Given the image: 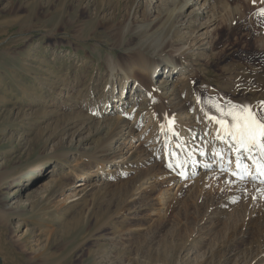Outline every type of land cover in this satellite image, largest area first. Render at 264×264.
<instances>
[{
	"label": "rangeland",
	"instance_id": "1",
	"mask_svg": "<svg viewBox=\"0 0 264 264\" xmlns=\"http://www.w3.org/2000/svg\"><path fill=\"white\" fill-rule=\"evenodd\" d=\"M154 1L0 0V264H264V186L230 178V165L205 176L184 174L180 164L168 170L148 111L128 118L129 137L126 130L113 139L95 115L113 94L105 56L125 52L117 32L149 21L152 38L187 53L181 84L192 93L181 95L182 106L199 130L221 127L211 117L231 124L223 113L243 106L264 116V0H212L206 15L186 21L190 4L178 19L186 30L173 14L160 18ZM127 88L129 102L135 88ZM201 138L187 145L203 151ZM111 148L119 155L106 157Z\"/></svg>",
	"mask_w": 264,
	"mask_h": 264
},
{
	"label": "bare ground",
	"instance_id": "2",
	"mask_svg": "<svg viewBox=\"0 0 264 264\" xmlns=\"http://www.w3.org/2000/svg\"><path fill=\"white\" fill-rule=\"evenodd\" d=\"M154 2H158L157 7L159 11L157 13L159 14L160 18L167 17V15L169 16L170 14H173V16L175 17L173 24H181L180 28L182 29L180 30H186V27H184L186 24L180 23L178 21L186 6L195 4V6L191 7L185 13H188L185 17L186 21H193L196 19L195 17L198 14L206 15L208 11H205L208 10L210 8V5L212 4V0H155ZM168 5H171V10L167 9ZM152 12H154L153 7L145 8L146 17H149ZM148 23L149 21H145L144 25H141L139 27L128 23V25L124 27L120 32H117V36L120 35L119 40L127 42L126 44H124L123 48L125 49V52L121 55V57H123L121 58V60H118L116 58L113 60L112 57H109L110 55L105 56V58H107L108 60H105L103 62L106 69L108 70V73H110V84L111 88H113V94L111 97L109 96V98H107L106 105H104L105 113L102 114L110 115L120 113L122 114V116L119 119H112L111 117H102L103 119H99L102 114L101 112H96L95 115L97 117L96 119L97 125H99V131L106 135V137H108L109 139H113L117 136V134L123 133L127 130L126 133L129 137L131 135L130 133L133 130V126L129 125L127 121L128 118L133 116L136 120H139L144 112L148 111L147 117L150 118V122H153V127H156V129L159 130V134L161 136V141L159 143L157 142V151L162 154V156H160V161L164 162L163 165H165L168 170H171L174 164H180L182 166V171L184 174L188 173L187 171L189 170L190 174H192V170H194V173H196V170H199V172L205 170V172H202L201 174L202 176H205L207 173L206 169H209L208 167L216 166L218 164V158L224 157V154H228V151L231 155V157L229 156V158L231 166L233 167L232 171L234 170L236 162L246 166L247 164H250L249 158L258 157L255 148H253L251 152H249L239 145L238 148L234 147L236 141H234L231 136L225 135L221 127L218 128L217 125L215 126L213 122H205L203 127L201 125L202 130L201 128L199 130L196 125V115L195 117H191L190 115L186 114L184 110L185 104L184 106H182L183 102L181 99V95L185 94L184 92L186 91L183 89V86L181 84V81L184 79L182 78L183 75L181 74H187L188 72H190V70L188 69L187 71L183 70L186 59L188 60V57L186 55L187 53L185 54L182 51V47L173 46L169 41H162L161 39L156 38V36L152 38L149 34L151 30L147 25ZM209 25H211V21H206L200 25L199 30L204 29ZM132 34L139 37L137 40L138 42H136L135 44L130 43L132 42V39L130 37ZM189 37L191 36L189 35ZM204 37L208 38V36L206 37V35ZM192 39L194 40V42L200 41L198 37H194ZM163 52H170L169 56L167 58H164L163 56H161ZM166 59H168V61H166ZM178 67L182 68V70L180 71V75L173 82V77H171L170 75L174 73V70L178 69ZM161 72H163L165 77L158 80L159 83L156 85V87H153V81L156 79V75ZM118 77H121L124 81L121 82L122 89L120 93L115 94L114 84L116 87ZM130 84L133 85L135 91L132 95V99H129L130 101L126 102V89H128L127 87ZM151 86L153 87L152 89H150ZM138 91H141V93H143L144 95L141 94V96H136V93ZM186 92V94H188L191 91L189 92V90H187ZM137 99L141 101L139 104L136 103ZM174 100L176 102L178 100L180 104H174L172 102ZM175 115H177V117H179L180 119V126L178 128L174 124H172L173 127H171V123L174 122L172 119L174 117L176 118ZM205 125L209 126L210 133L206 131L204 132ZM189 128H191L190 131L188 130ZM195 133L196 136H202V138L206 136L202 141H199L202 142L201 144H203L204 146L203 151L201 150L196 152L191 145H187V143L189 142L188 138L192 137ZM126 140L127 138L125 139V141ZM119 142L120 139L117 143L119 144ZM105 151L106 152H102L106 157L111 156V154H114L115 156L119 155L116 148H111L110 151ZM236 151H238L237 154ZM120 158L122 157H119V159ZM260 158H264V155ZM131 159L132 157L127 159L126 163ZM245 159H247V161H245ZM122 162L124 163V161ZM258 166L259 168L261 167L260 162L258 163ZM107 168L108 166L102 168V170L104 171L103 173H100L99 170H97L95 173L105 174L107 172L105 171ZM251 170L252 176L251 174H248L250 175V178H253V166L251 167ZM248 172H250V168L248 169ZM86 177L92 178L93 175L90 174L88 176H85L80 174V176H78V179L80 180L82 178L81 180H83ZM150 180H146L144 184L148 183ZM174 182H176V186H178V188L181 186L179 184L180 180H176ZM15 183V181L11 182L12 185H15ZM148 184L150 185L153 183H151L150 181ZM136 190H140L143 192L145 190V187L143 188L142 185L139 186ZM1 201L2 200H0V202Z\"/></svg>",
	"mask_w": 264,
	"mask_h": 264
},
{
	"label": "snow or ice",
	"instance_id": "3",
	"mask_svg": "<svg viewBox=\"0 0 264 264\" xmlns=\"http://www.w3.org/2000/svg\"><path fill=\"white\" fill-rule=\"evenodd\" d=\"M259 11L264 14V9ZM223 114L231 115V124L217 117H211V119L221 126L224 134L231 136L240 147L249 152L253 148H259L261 154L264 155V116L252 112L247 106H243L239 113L228 112ZM260 171L264 174V165H261Z\"/></svg>",
	"mask_w": 264,
	"mask_h": 264
}]
</instances>
